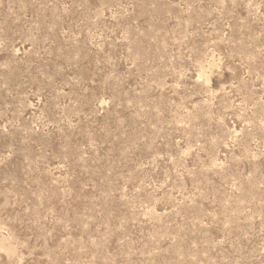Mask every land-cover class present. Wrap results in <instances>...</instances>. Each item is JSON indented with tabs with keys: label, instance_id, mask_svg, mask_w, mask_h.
Segmentation results:
<instances>
[{
	"label": "rangeland",
	"instance_id": "rangeland-1",
	"mask_svg": "<svg viewBox=\"0 0 264 264\" xmlns=\"http://www.w3.org/2000/svg\"><path fill=\"white\" fill-rule=\"evenodd\" d=\"M0 264H264V0H0Z\"/></svg>",
	"mask_w": 264,
	"mask_h": 264
},
{
	"label": "bare ground",
	"instance_id": "bare-ground-1",
	"mask_svg": "<svg viewBox=\"0 0 264 264\" xmlns=\"http://www.w3.org/2000/svg\"><path fill=\"white\" fill-rule=\"evenodd\" d=\"M5 246H7V245H5ZM4 248H5V247H4ZM10 248H11V247H10ZM7 249H8V248L6 247V251H7ZM8 250H11V249H8ZM13 252H14V251H13Z\"/></svg>",
	"mask_w": 264,
	"mask_h": 264
}]
</instances>
